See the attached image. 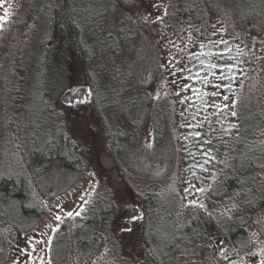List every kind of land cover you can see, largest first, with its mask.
I'll use <instances>...</instances> for the list:
<instances>
[{"label":"flooded vegetation","instance_id":"obj_1","mask_svg":"<svg viewBox=\"0 0 264 264\" xmlns=\"http://www.w3.org/2000/svg\"><path fill=\"white\" fill-rule=\"evenodd\" d=\"M17 2L12 0L8 5L9 1L4 0L0 16H3L5 9L10 10L6 19L9 21L4 27L1 22L4 24L5 21H0L2 28L18 24L21 8ZM246 34L239 36L221 23L204 31H186L182 38H172L170 44L166 43L164 52L168 61L156 64L162 88L156 104V99L152 101L151 93L147 90L149 86L140 81V75L137 78L142 88L136 94L135 65L127 58L129 72L127 77L124 75V82L133 88L127 93L131 100L120 106L115 105V113L99 102L106 109L103 111L105 119L93 117L99 121L102 130L105 120L114 126L113 155L120 173L123 172L116 157L118 143L123 149L121 141L123 143L129 137L133 143L138 133L135 114L130 115L133 106L139 105L141 109L143 106L140 105L146 103L148 114L152 116V102L157 108L156 122L153 124L150 121L151 132L156 135L155 141H160L163 133L169 138L172 162L168 183L153 191L150 184L136 181V173L129 169L128 180L123 179L127 182L130 198L128 205L118 208L120 220L117 222L130 229V251L133 255L130 264H150L139 262L140 259L135 256L136 233L141 234L144 230L149 239L152 233H166L168 223L175 221L173 228L175 226L179 264L181 261H184L181 264H192L189 261L198 255L203 264H261L264 260V144L256 149H246L247 139L251 138L247 136L253 135V119L248 117L239 103L243 82L253 66ZM261 51L264 49L261 48ZM121 69L126 71V64H121ZM14 72L11 69L8 74ZM83 94V104L91 105L92 94L87 84ZM135 94L139 97L138 101H135ZM225 105H235L232 110L237 115L232 117ZM39 116L38 136L8 134V137L13 136L17 140L22 136L21 141L26 147L24 151L18 147L8 151L0 146V179L8 178L21 184L23 189L34 184L37 188L40 185L38 169H49V166L56 164L54 156L47 155L48 150L45 149L55 128L53 120L49 119L48 122L40 112ZM123 117L129 118L124 127L120 125ZM262 121L264 123V118ZM39 150H43L41 156H45L40 157ZM7 159L12 164L10 168L3 166ZM21 161L29 164L32 173L36 174L34 184L31 181L33 175L22 171ZM199 189L204 191L200 192ZM25 198L36 209L34 211H40V202L32 198L31 192L28 191ZM12 200H4L1 204L0 221L7 222L11 217L3 212L9 207L7 204L17 206L21 212L14 202L17 200ZM190 201H196V205L190 204ZM199 204H203L204 208H200ZM133 208L139 217L132 211ZM52 242L54 245V240ZM33 244L31 239L22 241L16 253L22 247L27 249ZM146 248L149 252L150 239ZM183 253H186L185 260Z\"/></svg>","mask_w":264,"mask_h":264},{"label":"rangeland","instance_id":"obj_2","mask_svg":"<svg viewBox=\"0 0 264 264\" xmlns=\"http://www.w3.org/2000/svg\"><path fill=\"white\" fill-rule=\"evenodd\" d=\"M8 1V5L11 4L12 0ZM17 3L21 8L18 24L7 25L0 30V136L2 135L0 146L1 148L6 147L8 151L16 149V147L23 151L26 148L21 141L22 136H20V140H17L13 136L8 137V134H35L38 136L39 110L40 106L45 104L41 101L42 68L39 57V32L33 29L30 35L28 34L32 28L31 24L35 23L32 17L33 13L25 5V0H18ZM154 4L155 2H147L141 6L135 5L132 10H120L118 14V18L126 19V14L130 13L133 24L137 27H135L138 32L137 36L134 39L124 40L126 51L123 56L129 58V61L135 65V74L140 75V81L149 86L147 90L151 93L152 101L161 95L162 90L156 64L168 61L164 52L167 48L166 43L170 44L171 40L167 36L169 35L167 25H162L161 20L154 19L157 15H163V9L160 8L158 11L153 6ZM9 10L7 8V12ZM144 17L148 18V22H145ZM223 18L221 15L213 17V20L215 19L217 22L215 26L223 23ZM7 21L9 20H5L4 24L1 22V25L4 27ZM123 26L124 29L131 27L128 17ZM146 26L152 29L154 37L149 31L143 29ZM249 28L251 29L248 30L246 38L249 39L247 42L252 51L253 66L246 81L243 82L239 103L250 118L253 115L255 97L258 102L264 103V51H261V48L264 49V29ZM240 30L237 28L235 32L238 33ZM11 69L12 71L14 69L15 72L8 74ZM83 96L84 94L81 92L80 99ZM65 98L68 104H72L76 98L78 99V96L69 94ZM158 102L159 100L156 99L155 104ZM82 106L84 104L77 107V110L67 111L64 114L67 115V121L69 120L76 131L74 133L77 134L78 141L85 150V154L83 152L85 156L83 170H67L58 163L54 167L49 166L51 171L40 167L38 169L40 185L36 188L33 183L36 181V174L30 170L31 166L22 161L19 162L22 171L33 175L31 181L34 184V189L31 190L33 188L31 186L24 189L27 193L31 192L34 200H39L42 215L38 214L39 211L36 214H25L22 211L21 213L17 206L11 203L7 204L9 207H6L3 212H7L6 214L11 217L6 220L7 222L0 221V264H48L50 261L54 262L55 249L57 248L56 237L60 238L65 232L66 234L72 233V225L81 221L79 218L81 215L83 218L86 217L88 207L97 203L99 198L105 194L104 186L107 184L111 186V193L118 196L117 201L123 206L128 205L130 196L128 185L123 181L125 175L118 170L114 155L107 151V142L104 140L99 121H96L92 114H89ZM140 106L143 107L140 109L139 105H135L130 110V115L135 114L134 122L137 125L138 133H136L133 143L130 142L129 137L123 143L121 141L123 149L118 143L116 157L120 161V169L124 167L136 173V181L150 184L151 189L155 191L169 181L167 178H169L168 173L172 162L169 138L163 133L160 141H155L156 135L154 136L151 132L150 121L153 124L154 121L156 122L157 108L151 102L152 116H150L146 103ZM54 108L55 106H53ZM74 116L78 117L72 119ZM47 121L49 122V118ZM44 126L46 127V123ZM258 129L260 130L258 135L251 136L249 134L247 136L251 138L247 139L246 149H256L260 144H264V123ZM5 165L7 168L12 167L9 159L4 162L3 166ZM14 202L18 206L32 207L28 202V204ZM69 211L73 212V216L67 215ZM76 212H80V215H75ZM57 215L61 217L60 220H55ZM117 221L115 220L114 224L120 231L122 230L124 233L125 230H129L127 227H122ZM171 223L176 224V221ZM98 229L100 236L96 239V252L89 253L90 247L86 245L80 250V255L74 254L73 257V248L70 246L72 254L71 260L67 264H110V262L104 261L105 254L108 252V244L102 236L104 229L102 227ZM27 239L34 241V244L27 249L22 247V250H18L17 254V246ZM185 257L186 253H183V260ZM179 259L175 243V248H172L166 263L179 264ZM189 262L203 264L199 255Z\"/></svg>","mask_w":264,"mask_h":264},{"label":"trees","instance_id":"obj_3","mask_svg":"<svg viewBox=\"0 0 264 264\" xmlns=\"http://www.w3.org/2000/svg\"><path fill=\"white\" fill-rule=\"evenodd\" d=\"M25 1V5L33 13L32 17L35 21L31 24L32 28L28 34L30 35L33 29L39 32V57L42 68L41 101L45 103L40 106L39 112L45 119H52L55 127L51 133V140L45 141V149L48 150L46 154L54 156L55 162L67 170H83L85 150L79 143L76 131L69 120L67 121V115L64 113L77 110L76 108L83 105L84 102L78 97L74 102L71 101L72 104H68L64 99V95L67 96L64 94L65 91L69 87L87 84L92 94L89 103L91 105L86 104L82 108L97 119L100 117L105 119L103 111H106L99 102L104 103L108 111L112 110L115 113L117 110L115 105L120 106L131 100L127 93L133 88L124 82V75L127 77L129 72L127 58L123 56L126 51L124 40L134 39L138 32L130 13L126 14V19L118 18L120 10H132L133 6H141L147 2L160 4L162 12L164 13L165 10L167 12L161 22L162 25H167L169 39L182 38L186 31L197 29L204 31L212 25L215 26L217 22L215 19L213 20V17L219 15L224 17L223 23L230 30L241 29L237 33L239 36L247 33L251 29L249 27H253L255 30L264 29V0ZM127 17L131 21V27L124 29L123 24ZM143 29L149 31L154 37V32L152 33L149 26L143 27ZM157 44L160 45V43ZM121 64H126V71L121 69ZM141 88L135 74L134 90L136 94H139L138 90ZM78 95L80 94L78 93L76 96ZM135 98V101H138L137 95ZM52 102L55 106L54 109ZM253 103L251 134L256 135L260 132L258 127L263 124L264 103L258 102L257 97ZM77 117L74 116L72 119ZM128 120V117L121 118L120 125L124 127ZM103 122L105 131L103 129L102 132L107 142V151L113 155L112 141L115 140L116 134L114 126H112V122H106V120ZM87 126L89 128V125ZM42 154L43 150H39L40 157L45 156H41ZM121 169L122 174L125 175L123 176L124 180H128V170L123 167ZM104 188L106 189L105 194L99 198L97 203L88 207L87 217L83 218L81 215L79 217L81 221L72 225V233L66 234L65 232L60 238L56 237L57 248L55 249L54 262L50 261L48 264H67L71 260L72 254L70 246L73 248V257L74 254L80 255V250L86 245L90 247L89 253H95L96 239L100 236L98 228L101 226L104 228L102 236L108 244V252L105 254L104 261L110 262V264L131 263L133 255L130 251L132 249L130 231L124 229L123 233L114 224L118 219V208L122 205L117 201L118 196L111 193L109 184ZM27 194L21 184L8 178L0 179V213L4 200L14 199L19 203L26 204L25 196ZM19 207L25 214L37 213L34 211L36 210L34 207L26 205L23 207L19 205ZM38 214L42 215V211H39ZM173 225L174 223L169 222L167 232L165 231L166 233L162 235L152 233L151 238L149 237L151 243L149 252L146 248L149 239L143 232L144 230L141 234L136 233L135 256L137 255V258L140 259L139 262L167 264V257L172 252V248H175L177 239ZM72 262L74 263L73 259Z\"/></svg>","mask_w":264,"mask_h":264},{"label":"snow or ice","instance_id":"obj_4","mask_svg":"<svg viewBox=\"0 0 264 264\" xmlns=\"http://www.w3.org/2000/svg\"><path fill=\"white\" fill-rule=\"evenodd\" d=\"M3 4H4V0H0V7H3ZM153 6L156 7L157 10L159 11L161 5L158 4V3H155ZM163 15H167L166 10L164 11ZM163 15H157L154 19H155V20H162V19H163ZM7 17H8V12H7V9H5V10H4V15H3V16H0V21H5V20L7 19ZM144 19H145V22H148V18H147V17H144ZM0 30H2V26H0ZM221 42H223V43H225V44L227 43L226 41H221ZM211 67L215 68L216 65H211ZM214 95H215V93H214ZM224 99L227 100L228 97H224ZM234 106H235V105H232V106L225 105L226 108H229L230 115H231L232 117H235V116L237 115L236 111L232 110V109L234 108ZM199 191H200V192H203L204 189H199ZM189 203L192 204V205H196V201H190ZM198 206H199L200 208H204V205H203V204H199ZM132 211H133L134 213H136V216H137V217H139V213L136 212V209H135V208H133ZM67 215H68L69 217H71V216H73V212L69 211V212L67 213ZM75 215L79 216V215H80V212H76ZM60 219H61V217H60L59 215L55 216V220H60ZM129 231H130V229H129ZM222 255H223V253H222ZM254 255H255V254L253 253V256H254ZM261 264H264V260L261 261Z\"/></svg>","mask_w":264,"mask_h":264}]
</instances>
